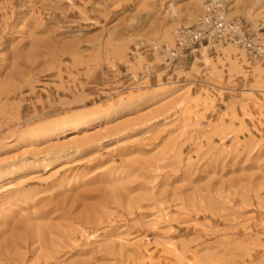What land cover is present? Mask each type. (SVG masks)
Here are the masks:
<instances>
[{
  "label": "rangeland",
  "instance_id": "374dc122",
  "mask_svg": "<svg viewBox=\"0 0 264 264\" xmlns=\"http://www.w3.org/2000/svg\"><path fill=\"white\" fill-rule=\"evenodd\" d=\"M211 2L0 0V264H264V67L161 65Z\"/></svg>",
  "mask_w": 264,
  "mask_h": 264
},
{
  "label": "built area",
  "instance_id": "2783aa9c",
  "mask_svg": "<svg viewBox=\"0 0 264 264\" xmlns=\"http://www.w3.org/2000/svg\"><path fill=\"white\" fill-rule=\"evenodd\" d=\"M226 46L242 51L250 62L264 67V26L259 25L252 31L241 20L225 18L219 6L209 3L193 27L175 33L173 47L164 48L160 55L161 65L164 71H170L200 54L202 48L215 54ZM124 70V75L133 79L127 69ZM143 70H147L146 67Z\"/></svg>",
  "mask_w": 264,
  "mask_h": 264
},
{
  "label": "bare ground",
  "instance_id": "6f19581e",
  "mask_svg": "<svg viewBox=\"0 0 264 264\" xmlns=\"http://www.w3.org/2000/svg\"><path fill=\"white\" fill-rule=\"evenodd\" d=\"M213 2H211L212 4L214 3V4H216V3H218L219 1L218 0H212ZM254 4H258V1H256V2H254ZM217 5V4H216ZM228 47V46H227ZM229 47H232V46H229ZM223 48H225V47H223ZM232 48H234V47H232ZM202 49H204V50H206V48H202ZM202 49L200 50V54H201V51H202ZM242 53V52H241ZM241 55V54H240ZM243 55V54H242ZM245 57V56H244ZM246 58V57H245ZM241 59V58H240ZM114 68V67H113ZM116 69V68H115ZM96 128V127H95ZM97 131H99V129H95V131L94 132H97ZM94 132H93V134H94ZM77 133H71V134H69L68 135V137H67V139L65 140L66 142H69V141H73V140H75V139H77L78 138V135H76ZM89 135V133H87V131H82L81 132V135L79 136V137H86V136H88ZM64 142V141H63ZM81 147H77V149H80Z\"/></svg>",
  "mask_w": 264,
  "mask_h": 264
}]
</instances>
